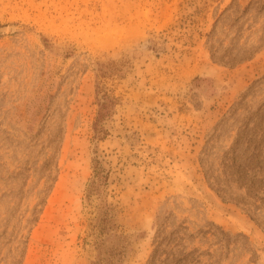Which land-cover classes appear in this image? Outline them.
Returning a JSON list of instances; mask_svg holds the SVG:
<instances>
[{
	"label": "rangeland",
	"instance_id": "rangeland-1",
	"mask_svg": "<svg viewBox=\"0 0 264 264\" xmlns=\"http://www.w3.org/2000/svg\"><path fill=\"white\" fill-rule=\"evenodd\" d=\"M100 257L264 264V0H0V264Z\"/></svg>",
	"mask_w": 264,
	"mask_h": 264
},
{
	"label": "trees",
	"instance_id": "trees-1",
	"mask_svg": "<svg viewBox=\"0 0 264 264\" xmlns=\"http://www.w3.org/2000/svg\"><path fill=\"white\" fill-rule=\"evenodd\" d=\"M100 109L98 111V116L95 121V130L98 135L102 134L104 130V121L107 119L108 116L111 114V108L113 106L112 100L110 99V96L104 92L102 96L100 97ZM102 160L96 159V165L97 167L101 168ZM97 174L99 175V171L96 170ZM100 177L101 174H100ZM108 209V208H107ZM100 222L102 224L101 229L103 232L104 230L108 229L109 223H113L112 216H109V212H104L103 218L100 219ZM108 231V230H107ZM97 264H111L108 262V260H105L103 257H100Z\"/></svg>",
	"mask_w": 264,
	"mask_h": 264
}]
</instances>
